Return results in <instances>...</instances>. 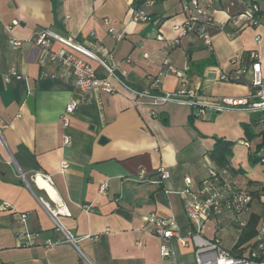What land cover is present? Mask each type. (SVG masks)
<instances>
[{
	"label": "crops",
	"instance_id": "obj_1",
	"mask_svg": "<svg viewBox=\"0 0 264 264\" xmlns=\"http://www.w3.org/2000/svg\"><path fill=\"white\" fill-rule=\"evenodd\" d=\"M188 1L147 6L136 0H0V264H195L193 246L175 240L169 245L172 256L161 258L160 239L146 219L172 215L182 233L193 230L184 212V178L196 188L207 176L214 166L207 151L218 137L234 142L229 162L241 169L235 175L219 172L220 177L251 193L249 213L238 219L248 220L251 213L264 217V170L258 174L264 167V111H209L196 117L193 108L174 103L133 107L121 87L114 94H79L68 70L43 61L42 51L30 42L42 29L71 35L97 54L109 52L110 62L138 89L153 87L152 78L166 60L179 70L188 68L183 78L163 75L159 89L176 91L183 83L204 97L248 96L249 75L238 82L220 77L250 51L258 53L264 76V0H257L262 14L253 26L241 16V0H216L207 8L210 49L196 34L179 36L174 28L183 23ZM137 7L148 20H133ZM13 19L18 24L11 36L20 40L18 46L8 43L4 29ZM104 20L122 37L109 33ZM59 47L55 43L51 49ZM91 64L103 74L95 61ZM74 97L79 102L63 126L61 115ZM159 167L169 176L152 183ZM140 169L147 172L145 180L137 178ZM40 198L55 212V221ZM238 230L226 210L203 221L200 234L218 238L224 247L221 233L236 231L238 237ZM25 232L33 235L29 242Z\"/></svg>",
	"mask_w": 264,
	"mask_h": 264
},
{
	"label": "built area",
	"instance_id": "obj_2",
	"mask_svg": "<svg viewBox=\"0 0 264 264\" xmlns=\"http://www.w3.org/2000/svg\"><path fill=\"white\" fill-rule=\"evenodd\" d=\"M157 0H144L143 3L150 6ZM216 0H189L183 7L184 21L180 26L174 28L179 31V36L193 33L199 36L204 44L210 49L211 39L207 31V25L210 24L212 17L206 9L210 8ZM244 3V11L241 16L246 20L247 25H255L258 19V13L261 11L257 0H241ZM149 17L142 8L134 11L133 20L146 21ZM104 23L108 25V32L115 38H121L122 32L115 31L107 20ZM18 24V20L13 19L9 24L4 25L6 33L9 35L8 43L12 46L20 45V40L11 36V31ZM30 42L42 51L43 61L48 58L57 62L70 73L74 88L79 94L89 90L95 92H104L114 94L118 88H124L130 94V103L133 107L144 105L160 106L166 103H174L181 106H188L194 109L196 117H204L207 112H226V111H246L250 113L264 111V76L260 67L259 55L256 51H250L246 58L239 60V66L228 75H222L221 80L229 82H238L244 75H249L250 86L253 91L246 97H217L210 98L198 94L194 89L187 88L181 84L176 91H165L159 89L157 85L160 78L166 74H172L177 78L184 77V71L188 68L177 69L168 61H163L159 67L157 75L152 78L153 87L138 89L131 87L126 81V73L119 71L117 67L110 62L112 60L109 52L103 50L101 54L94 52L88 45L78 41L75 37L68 34H59L50 29H42L32 35ZM177 42V38L174 39ZM59 44L57 51H52L53 44ZM94 42L91 43L93 46ZM95 61L103 71L100 75L97 69L91 64ZM233 59L231 63H235ZM10 74L16 78H21L11 69ZM53 77V75H50ZM79 102L78 98H72L65 106L61 115L62 125L69 123L68 116L73 112ZM153 113V112H152ZM64 143H68V136L63 137ZM248 146L247 142H242ZM264 164V157L260 158ZM64 165V164H62ZM155 179L152 183H159L169 176V171L165 167H159L154 172ZM147 172L140 169L137 173L139 180H145ZM37 176L35 177L36 180ZM40 178L47 184H51L48 176L41 175ZM185 188L182 191L185 197L184 212L193 230L188 229L182 233L174 216L160 217L156 214H150L146 223L151 226L152 233L160 239L159 255L167 259L172 256L170 242L175 240L182 246L192 245L195 264H264V217L261 218L256 235L254 238L255 246L253 248L240 246L244 255L232 252L224 248L220 240L216 237L204 238L200 234L201 224L210 216L217 215L223 211L233 213V222L239 229L247 224V220H239L238 215L249 213V204L251 193L243 188L235 186L224 181L214 166L208 169L207 176L200 181L196 188H193L192 180L184 178ZM107 184L100 186L104 191ZM40 201H44L40 198ZM51 217L55 221V212L44 203ZM8 207L7 204L3 205ZM60 212L59 210H57ZM22 222H25L26 215L20 214ZM33 235L25 232L24 239L29 242ZM69 242L74 243V239L67 236ZM173 264V263H171Z\"/></svg>",
	"mask_w": 264,
	"mask_h": 264
},
{
	"label": "trees",
	"instance_id": "obj_3",
	"mask_svg": "<svg viewBox=\"0 0 264 264\" xmlns=\"http://www.w3.org/2000/svg\"><path fill=\"white\" fill-rule=\"evenodd\" d=\"M143 1L144 0H136V3L140 5L141 3H143ZM138 8L139 7H137V9ZM261 14L262 11L258 13L257 21L260 19ZM244 131L248 139H251L253 137V135L249 133L247 126H244ZM233 145H234L233 141L226 140L222 137H218L215 138V143L213 147L207 151L208 158L214 164L218 172L226 171L232 175L241 172V169H234L229 162V158L232 154ZM260 147L261 144H258L256 146V150L258 151ZM255 161H258V158L255 159ZM261 218L262 217L257 214H253V213L250 214L247 220V224L238 230L237 241L231 248L232 252H237V254L239 255H244L245 253L243 254V250H239V251L237 250L238 247L244 245V247L253 248L255 246L254 238L256 235L257 226Z\"/></svg>",
	"mask_w": 264,
	"mask_h": 264
},
{
	"label": "rangeland",
	"instance_id": "obj_4",
	"mask_svg": "<svg viewBox=\"0 0 264 264\" xmlns=\"http://www.w3.org/2000/svg\"><path fill=\"white\" fill-rule=\"evenodd\" d=\"M257 164V163H256ZM251 165H254V164H251ZM259 165V164H258ZM261 166V165H259ZM261 170H264V167L261 169V167H259V170H258V174L260 175L259 172H261ZM27 181L30 182V178L27 177ZM221 235H223V245L226 249H231L233 244L235 243L236 241V238H237V232L236 231H232L231 234H227V233H221Z\"/></svg>",
	"mask_w": 264,
	"mask_h": 264
},
{
	"label": "water",
	"instance_id": "obj_5",
	"mask_svg": "<svg viewBox=\"0 0 264 264\" xmlns=\"http://www.w3.org/2000/svg\"><path fill=\"white\" fill-rule=\"evenodd\" d=\"M26 104L29 106L30 109H32V98L30 96H28V98L26 100ZM100 141H103V138H101Z\"/></svg>",
	"mask_w": 264,
	"mask_h": 264
}]
</instances>
